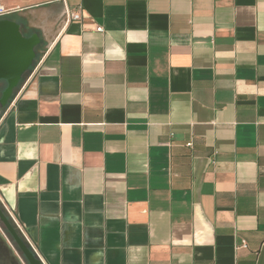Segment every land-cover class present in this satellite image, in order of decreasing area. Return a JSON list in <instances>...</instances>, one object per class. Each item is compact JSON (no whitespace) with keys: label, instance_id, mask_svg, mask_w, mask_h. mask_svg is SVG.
I'll use <instances>...</instances> for the list:
<instances>
[{"label":"crops","instance_id":"crops-1","mask_svg":"<svg viewBox=\"0 0 264 264\" xmlns=\"http://www.w3.org/2000/svg\"><path fill=\"white\" fill-rule=\"evenodd\" d=\"M0 5L43 41L0 109L43 264H264V0Z\"/></svg>","mask_w":264,"mask_h":264},{"label":"water","instance_id":"water-1","mask_svg":"<svg viewBox=\"0 0 264 264\" xmlns=\"http://www.w3.org/2000/svg\"><path fill=\"white\" fill-rule=\"evenodd\" d=\"M40 43L38 33L26 37L17 21L0 19V81L7 83L0 98L1 108L8 105L24 75L34 65ZM4 209L0 205V264H42Z\"/></svg>","mask_w":264,"mask_h":264},{"label":"built area","instance_id":"built-area-1","mask_svg":"<svg viewBox=\"0 0 264 264\" xmlns=\"http://www.w3.org/2000/svg\"><path fill=\"white\" fill-rule=\"evenodd\" d=\"M11 13L10 10L4 8V6L0 5V19H3L4 17L8 16ZM82 17L81 14H68L67 15V19L72 20V21H78L80 20ZM98 32H103V28L102 27H98L97 28ZM3 207L5 208L6 212L8 213V215L10 216V218L12 219V221L14 222V224L17 226L18 230L21 232V234L23 235V229L21 228V226L18 224V222L16 221V219L14 218L13 213L4 205L3 203ZM25 237V236H24ZM28 245L30 246V248L32 249V251L34 252V254L40 259V255L39 252L37 250V248L35 247V245L27 238L25 237ZM245 245V244H244ZM246 247V245H245ZM43 264V263H42Z\"/></svg>","mask_w":264,"mask_h":264},{"label":"trees","instance_id":"trees-1","mask_svg":"<svg viewBox=\"0 0 264 264\" xmlns=\"http://www.w3.org/2000/svg\"><path fill=\"white\" fill-rule=\"evenodd\" d=\"M4 19H12L11 18V16L10 15H8V16H6ZM22 31H23V33H24V35L26 36V37H30L32 34L29 32V31H27L26 30V28L25 27H22ZM42 44H43V41L41 40V43H40V45L36 48V52H37V58H36V61L34 62V65L29 69V71L24 75V77H23V79L32 71V69L35 67V65H36V63H37V60H38V58H39V56H40V54H41V47H42ZM0 84H2V86L0 87V98H1V96H2V93H3V91L6 89V87H7V83L5 82V81H0ZM0 205H1V203H0ZM2 206V205H1ZM2 208L4 209V207L2 206ZM4 211H5V209H4ZM6 212V211H5ZM6 214H7V212H6ZM8 215V214H7ZM8 217H9V215H8ZM10 218V217H9ZM10 220H11V218H10ZM12 221V220H11ZM12 223H13V221H12ZM13 225H14V227L18 230V228L16 227V225L13 223ZM18 232H20L19 230H18ZM27 243V242H26ZM31 249V248H30ZM32 250V249H31Z\"/></svg>","mask_w":264,"mask_h":264},{"label":"rangeland","instance_id":"rangeland-1","mask_svg":"<svg viewBox=\"0 0 264 264\" xmlns=\"http://www.w3.org/2000/svg\"><path fill=\"white\" fill-rule=\"evenodd\" d=\"M2 86V84H0V87ZM22 259H23V257H22Z\"/></svg>","mask_w":264,"mask_h":264},{"label":"flooded vegetation","instance_id":"flooded-vegetation-1","mask_svg":"<svg viewBox=\"0 0 264 264\" xmlns=\"http://www.w3.org/2000/svg\"><path fill=\"white\" fill-rule=\"evenodd\" d=\"M0 109H1V106H0Z\"/></svg>","mask_w":264,"mask_h":264}]
</instances>
